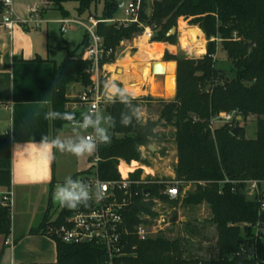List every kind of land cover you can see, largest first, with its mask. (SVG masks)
I'll return each mask as SVG.
<instances>
[{
    "label": "trees",
    "instance_id": "obj_1",
    "mask_svg": "<svg viewBox=\"0 0 264 264\" xmlns=\"http://www.w3.org/2000/svg\"><path fill=\"white\" fill-rule=\"evenodd\" d=\"M46 2L63 16L69 14L65 5L75 3L78 16L87 14L102 20L96 25V34L112 53L101 63L114 62L120 42L133 38L143 30L137 23L119 25L106 22L117 16L119 4L115 0ZM99 3L101 9L98 14ZM180 17L198 26L185 28L202 30L207 39L205 54L199 58L176 59V95L173 99H158L162 108L157 120H147L144 126L122 127L119 113L123 105H106V112L117 120L111 143L99 146L94 154L100 158L96 168L91 165L72 177L87 181L97 173L103 181L118 180L119 160L127 164L136 161L146 165L140 147L158 140L157 127L171 126L177 157L175 179L182 182L179 187L181 195L186 187L189 189L178 200L170 201L164 194L166 186L160 179L151 176L141 179L142 169H136L129 174V178L137 184L132 187L137 196L125 213L126 224L132 229L141 221V216L155 217L152 210L154 199L175 207L206 205L214 229L215 257L208 259L187 253L188 239L185 234L198 235V231L185 223L183 229H179L182 235L172 239L163 233L143 241L132 236L130 244L136 246L135 254L123 257L117 264H264V232L256 234L252 227L259 219L264 221V212L259 216L258 201L245 196L249 180L261 181L264 187V0H140L139 22L152 29V41L174 44V37L166 36V32L177 25ZM88 44L89 35L84 32L81 42L74 49L64 47L65 57L54 69L51 110L73 112L79 117L81 112L67 108L69 99L66 94L72 82H78L84 88L91 84L90 64L82 59ZM218 46L226 54L228 73L215 66L214 56ZM204 51L202 48L198 55ZM143 53L149 57L147 48ZM164 60L168 61L169 56L165 55ZM146 99L153 100L148 97L135 99L134 102L140 105V101ZM230 111H237L243 121L248 117L255 118L254 138L244 137L239 120L233 122L238 127L235 135L231 134L235 127L229 124L210 129L211 117ZM68 125L63 120H51L52 136ZM10 185L11 145L8 136L0 135V188L8 191ZM82 208L69 210L61 207L55 221L44 220L30 233L47 234L50 226L60 225L66 217ZM10 227L9 207L0 201V236H8ZM50 237L56 242L55 264L105 262L104 251L98 245L70 244Z\"/></svg>",
    "mask_w": 264,
    "mask_h": 264
},
{
    "label": "crops",
    "instance_id": "obj_2",
    "mask_svg": "<svg viewBox=\"0 0 264 264\" xmlns=\"http://www.w3.org/2000/svg\"><path fill=\"white\" fill-rule=\"evenodd\" d=\"M115 1L117 3L120 1L119 7H124L123 0ZM36 2L38 0H13V7L17 12L27 14L30 7H37L36 5L38 4H34ZM40 7L41 9L37 8L44 22L38 28L23 25L16 27L10 33L7 29L0 26V135H6L10 140L11 185L9 189L13 192L10 233L6 237L0 236V264L56 263V242L48 233L31 234L30 231L39 227L44 220L53 222L58 218L61 206L52 197L56 184L63 183L65 177L74 176L92 165L82 168V163L75 162L65 173L64 162H56L57 152L55 153V158L49 163L35 149H31L29 152L23 151L25 146L39 142L42 136L53 137L51 120L45 119L44 113L51 109L54 69L65 57L66 50L64 47L72 49L68 43V38L64 36L69 28L62 33L60 25L55 22L60 17H71L70 10L65 5L69 14L63 16L58 10L47 4L46 0L40 1ZM100 9L101 3L97 6L96 12L98 14ZM87 16V14L82 16L76 14V17L82 19ZM115 19H118L117 16ZM55 25L58 26V29L54 27ZM81 29L83 30V28ZM82 37L83 34L79 43ZM156 43L162 45L161 55L156 59L149 58L143 53V50ZM58 47L62 48L58 49ZM166 52L175 55L177 51L172 44L141 40L137 34L136 37L120 42L116 50V60L106 63L104 68L107 71L108 79H115L124 87L137 83L145 69L148 70V75L142 78L144 83L149 82L153 78L151 76L152 73H150L153 61L166 62L164 60ZM61 53L62 55H60ZM121 59L131 62L130 70L117 64ZM134 64L137 65L136 74L130 75ZM126 74L129 75L130 82L122 79L125 78ZM155 78L160 85L159 89L164 93V78L159 75ZM144 83L132 89L137 99L146 98L142 96L143 94L146 95L147 92L144 90ZM84 89L83 86L75 83L67 87L66 96L69 101L66 106L68 109L73 111L71 103ZM149 102L152 103L149 100L140 101V107L143 111L149 109ZM159 127L160 130L157 128L156 131H165L164 126ZM167 128L172 127L167 126ZM69 130L70 125L65 126L60 133L67 134ZM160 136L163 137V134L159 133L158 140ZM162 141H164V138ZM154 148L150 149V145H147L140 147V150H149L152 152L150 153L151 155L158 150L159 152L165 150L164 147ZM159 152L153 155H158L160 154ZM89 161L90 159L88 158ZM176 162L177 157L173 166L165 173L167 174L165 178H168L171 174L175 176L174 166ZM120 163L126 162L119 160ZM133 163H136V165L125 176L121 174L123 177L129 176L130 173L138 168L145 172V175L141 173V179L149 174L155 175L152 168L136 161ZM145 168L150 169V173H147ZM117 169L119 171V165ZM156 170L159 177L157 178L163 179V175L159 173L161 170L159 168ZM4 192L6 190L0 188V197Z\"/></svg>",
    "mask_w": 264,
    "mask_h": 264
},
{
    "label": "built area",
    "instance_id": "obj_3",
    "mask_svg": "<svg viewBox=\"0 0 264 264\" xmlns=\"http://www.w3.org/2000/svg\"><path fill=\"white\" fill-rule=\"evenodd\" d=\"M140 0H131L123 7L124 18L113 19L106 22H114L121 25L137 23L143 30L138 34L141 40L151 41L153 31L149 26H144L139 22ZM93 16H87L85 19L80 17H60L55 20L60 25V31L66 32L71 25L83 28L89 35V44L82 53V59L89 62V74L91 84L77 96L71 103L73 111H86L97 99L100 94L101 80L108 79L107 71L101 63L104 57L112 53L111 49H106L103 39L96 34V25L101 22ZM44 22L39 9L32 6L28 9L25 17L16 14L13 7V0H0V26L7 29L10 33L18 27L29 25L40 27ZM116 57V51H115ZM116 60V59H115ZM104 107V106H103ZM237 111L221 112L211 117L209 122L210 129L218 124H229L234 120H239ZM100 158L97 155L92 157V165L96 168ZM94 168V173L96 169ZM119 172V171H118ZM120 178L113 181H103L99 179L97 173L86 182L103 184L105 198L100 202L92 201L88 207L75 211L66 217L60 225L50 226L48 234L64 243L70 244H92L100 246L105 254L104 264H117L123 257L135 254V245L130 244V238L135 236L137 240L143 241L147 238H153L157 233H161L170 223V213L176 209L175 206H169L160 199H154L153 211L155 217L143 215L141 221L130 229L125 220L127 209L133 204L137 192L133 190L135 181L129 176L123 177L119 172ZM155 175H152L154 177ZM145 178V177H144ZM164 194L170 201H176L182 195L179 192L181 181L176 180L174 175H169L165 181ZM137 185V184H136ZM258 180H249L246 183L245 193L250 199L257 200L259 203L258 215L264 212V187ZM0 201L7 205L11 212L13 206V192L11 189L2 193ZM171 207V208H170ZM256 234L264 232V221L260 219L252 226ZM202 264V263H197Z\"/></svg>",
    "mask_w": 264,
    "mask_h": 264
},
{
    "label": "rangeland",
    "instance_id": "obj_4",
    "mask_svg": "<svg viewBox=\"0 0 264 264\" xmlns=\"http://www.w3.org/2000/svg\"><path fill=\"white\" fill-rule=\"evenodd\" d=\"M40 1L41 0H38V2H36L34 4H38L36 6L41 9ZM130 1L131 0H123L124 6H126ZM119 3H120V1H119ZM75 6H76L75 3L66 4V7L71 12V17H76ZM14 10H15L16 14H18L20 17L26 16V14L17 12L15 8H14ZM117 18L118 19L124 18L123 7H119L118 12H117ZM40 26H42V25H40ZM181 26H183L184 29L181 28ZM193 26H197V25H191L189 23L188 19L180 17L177 20V25L171 27V28H174V31L172 33H169L171 28L168 29V31L166 32V36L174 37V40H173L174 44H172V45L175 46L176 51H177L175 55L169 54L168 52H166L164 54V56L165 55L169 56L168 61L177 63V61H176L177 58H181V57L199 58L205 54L207 39H206L204 33L201 32L202 30L200 31L196 28H185V27H193ZM54 27L56 29H58L57 25H55ZM190 30L199 31L201 33V35H200L201 45L199 46L198 49H196V51H194L191 54H189L186 50H184V48L182 47V45L180 43V38H181L180 36L182 34L181 31H190ZM82 34H83V30L81 28L71 25L69 27L68 32L64 36L66 38H68V43H69L70 47L73 49L79 43ZM134 37H136V35ZM146 48L148 50L149 58H151L150 49L153 50V46L151 45V46L146 47ZM202 48L205 49L204 53L201 55H198L199 50H201ZM60 55H62V53ZM214 58H215V66L218 69H221L222 71H224V73H228L229 63H228L225 52H223L221 50L220 46L217 47V52H216V55L214 56ZM163 72H164L163 70L159 71V69H155V71L152 73L153 78H151V80L149 82L144 83L145 84L144 90H146L147 92H146V95L143 94L142 96H145L146 98L149 97V98L153 99V100H149V101H152V103L151 102L148 103L149 109L144 111L145 114L147 112V114H146L147 120H153L154 121V120H157L159 118L160 109L162 108V104L160 102H158V99H164V100L170 99V98H165V97H161V96H153L151 93H149V88H150V90L152 88H154L157 90L158 93L162 94L161 90L159 89L160 85L158 84L157 79L155 77L157 75L163 74ZM176 72H177V66L175 64V94H174L173 98L176 95V89H177ZM125 81L130 82L129 80H125ZM74 83L79 84L78 82H72L69 85H72ZM131 86L137 87L138 83H135V84L133 83V84H131ZM173 98H171V99H173ZM239 121H240V126L243 127L244 137L245 138H254L255 134H256L255 118L248 117L244 121L242 119H240ZM218 125H222V124H218ZM231 126L237 127L233 123ZM157 128H158V130H160V127H157ZM164 128H165L164 132L159 131L160 134H163V137L160 136L159 140H156V141L154 140V142L149 144V145L156 147V149L158 147H161V148L164 147L165 150H163L161 152H159V150H158L157 152L160 153L158 155L157 154L153 155L157 152H154L151 155L150 153H152V152L149 150H146V151H142V149L140 150L142 158H144L146 160V166L152 168L153 172L155 173L154 177H158V173H157L156 169L159 168L161 170V172H159V173L162 174L163 177L165 178V176L167 175L165 173L173 166L174 160L176 158L175 143L172 139L173 138V134H172L173 129L172 128L168 129L167 126L166 127L164 126ZM163 138H164V141H162ZM162 144H164V145H162ZM153 151H155V150H153ZM92 157L93 156L85 157V158H76V157H74L68 153L57 152L56 162L57 163L64 162V171H66V170L68 171V169H70L72 167L73 163H75V162L82 163V165H81L82 168L85 166H90L92 164V160H90L88 162V158L90 159ZM133 162L130 165H127V163H120L119 164V172L123 176H125V174L130 169H133V167L136 165V163H133ZM67 171L65 173H67ZM145 171H147V173H150V169H148V168H145ZM142 175H145L144 170L142 171ZM147 176L152 177L151 174H149ZM147 176H144V177H147ZM187 189H189V188L186 187L184 189L182 195L184 194V192ZM245 196L247 199H250V196H247L246 193H245ZM210 215H211L210 210L206 205H199L196 207H187V208L179 205L178 207H176V209L174 211H172L170 213V220H175V222L170 223V225L167 226L163 231H161V233L166 235L168 238L172 239L173 237H175L179 234L182 235V233H181L182 231H179V229L182 230L185 223H189V226L190 225L193 226L196 229V231H198V235L196 233H192L191 235L185 234L186 238L188 239V252L187 253L192 254L193 256H199V257L202 256V257H206L208 259H212L213 257H215V249H214L215 245H214V240L212 238V236L214 235V229H213V227L209 221Z\"/></svg>",
    "mask_w": 264,
    "mask_h": 264
},
{
    "label": "clouds",
    "instance_id": "obj_5",
    "mask_svg": "<svg viewBox=\"0 0 264 264\" xmlns=\"http://www.w3.org/2000/svg\"><path fill=\"white\" fill-rule=\"evenodd\" d=\"M100 94L96 101L79 117L73 112L48 110L45 119L63 120L70 125L67 134L60 133L53 137L42 136L39 142L27 145L24 152L31 149L38 151L49 163L55 158V153H68L76 158L93 156L99 146L111 143L112 130L117 120L107 113L104 105H123L119 113V124L122 127L144 126L147 123L146 114L134 101L135 94L115 79H105L100 85ZM53 199L61 207L76 210L88 207L90 202H100L105 198L101 182L89 183L82 178L65 177L63 183H57L52 193Z\"/></svg>",
    "mask_w": 264,
    "mask_h": 264
},
{
    "label": "bare ground",
    "instance_id": "obj_6",
    "mask_svg": "<svg viewBox=\"0 0 264 264\" xmlns=\"http://www.w3.org/2000/svg\"><path fill=\"white\" fill-rule=\"evenodd\" d=\"M181 33L182 34L180 36L181 37L180 38V43H181L182 47L184 48V50H186L189 54H191L194 51H196V49H198L199 46L201 45V40H200L201 33L199 31H193V30L181 31ZM152 46H153V50L150 49L151 58H155V59L159 58L160 55H161V51H162V45L156 43V44H153ZM127 61L126 60H121V61H118L117 64L122 66V67H124L125 69H129L130 70L131 69L130 68V63L131 62H129V61L127 62ZM157 61H159V60H157ZM159 62H161V61H159ZM136 67H137V65H135V64L132 65V72H130V75L136 74V70H135ZM155 67H156V69H159V71L163 70L164 71L163 73H165V78L162 76L164 78V88L163 87L162 88L165 91H164V93L160 94V93L157 92L156 89L152 88L150 90V93L153 96H161V97H165V98H173V96L175 94V63L171 62V61H169L168 63L162 61V63L156 64ZM112 68H113V66H112ZM109 70H111V69H109ZM142 73L143 74H141V77H140L141 79H139V81L137 82L138 86L144 83L142 77H146L148 75V70L145 69ZM116 78H118V77H116ZM122 79L124 81L125 80H129V75L126 74L125 78H122ZM130 79H132V78L130 77ZM127 87L131 91H132V89L135 88V87H132L131 85H129Z\"/></svg>",
    "mask_w": 264,
    "mask_h": 264
},
{
    "label": "water",
    "instance_id": "obj_7",
    "mask_svg": "<svg viewBox=\"0 0 264 264\" xmlns=\"http://www.w3.org/2000/svg\"><path fill=\"white\" fill-rule=\"evenodd\" d=\"M172 31H174V28H171L170 29V31H169V33H171ZM169 61H167V63H168ZM158 63H162V61L161 62H159V61H154L153 63H152V66H151V73H153L154 71H155V69H156V64H158ZM175 64H176V66H177V63L175 62ZM159 76H163L164 78H165V73H163V74H160ZM241 119V117H239V120ZM237 131H238V127H235L233 130H232V132H231V134L232 135H235L236 133H237ZM150 149H155L154 148V146H152V145H150Z\"/></svg>",
    "mask_w": 264,
    "mask_h": 264
}]
</instances>
